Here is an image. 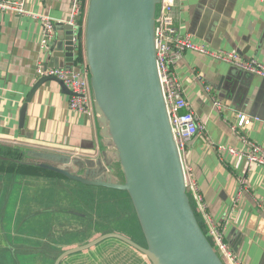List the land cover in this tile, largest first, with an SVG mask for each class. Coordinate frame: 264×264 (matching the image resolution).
Wrapping results in <instances>:
<instances>
[{
	"label": "crops",
	"instance_id": "obj_1",
	"mask_svg": "<svg viewBox=\"0 0 264 264\" xmlns=\"http://www.w3.org/2000/svg\"><path fill=\"white\" fill-rule=\"evenodd\" d=\"M4 1H23L26 14L0 11V144L96 157L100 147L93 119L71 112L70 96L55 82H46L36 91L27 106L22 132L18 126L25 98L40 78L37 68L49 64L50 49L60 37L72 36L73 31L65 29L69 27L72 0H0ZM86 4L84 0V14ZM84 14L78 18L82 35ZM34 16H46L56 25L47 51L40 47L42 24ZM175 24L180 34L195 44L234 51L244 59L264 64L261 0H178ZM83 47L82 37L78 48L84 51ZM174 74L201 126L182 159L204 211L222 229L229 250L240 264H264V167L217 150L218 146L241 149V137L264 147V79L190 51L175 65ZM214 101L225 108L218 111ZM237 112L259 121L244 126ZM2 175L0 172V189L9 184L7 189L11 190L15 178L8 183L2 181ZM3 213L0 205V219ZM200 220L204 226L201 216ZM0 228V251L11 254L14 249L7 235L6 240L2 236L1 222Z\"/></svg>",
	"mask_w": 264,
	"mask_h": 264
},
{
	"label": "water",
	"instance_id": "obj_2",
	"mask_svg": "<svg viewBox=\"0 0 264 264\" xmlns=\"http://www.w3.org/2000/svg\"><path fill=\"white\" fill-rule=\"evenodd\" d=\"M161 0H87L83 48L99 153L93 158L0 144L17 159L0 161L46 170L88 187L119 190L130 199L144 246L110 232L60 253L53 264L115 239L149 264H226L196 217V203L158 71L156 49ZM72 31V27H65ZM72 36L60 37L45 68H71L77 59ZM55 82L40 77L19 112L23 131L26 110L36 91ZM194 208V209H193Z\"/></svg>",
	"mask_w": 264,
	"mask_h": 264
},
{
	"label": "rangeland",
	"instance_id": "obj_3",
	"mask_svg": "<svg viewBox=\"0 0 264 264\" xmlns=\"http://www.w3.org/2000/svg\"><path fill=\"white\" fill-rule=\"evenodd\" d=\"M73 34V32H72ZM21 183L5 186L0 190V205L8 207L0 219L2 236L10 239L13 233L20 245L14 246L11 254L0 251V264H53L62 251L83 245L98 236L115 232L144 246V239L135 219L128 196L121 191L95 188L71 181L70 184L47 173L35 171L20 173ZM69 181V180H68ZM9 196V197H8ZM28 200L33 208L26 212ZM26 201V202H25ZM55 209L53 218L48 220L28 218L31 213L37 217ZM65 211V215L63 212ZM48 217L49 215H44ZM26 225L22 226L24 220ZM1 229V228H0ZM38 235L44 242L33 249L46 253L35 260L28 252L32 243L26 238ZM45 233V235H44ZM45 238V239H44ZM22 240V241H21ZM13 242V241H12ZM27 246L29 248H27ZM27 248V249H26ZM37 249V250H36ZM62 264H149L138 252L115 239H107L97 246L67 258Z\"/></svg>",
	"mask_w": 264,
	"mask_h": 264
},
{
	"label": "built area",
	"instance_id": "obj_4",
	"mask_svg": "<svg viewBox=\"0 0 264 264\" xmlns=\"http://www.w3.org/2000/svg\"><path fill=\"white\" fill-rule=\"evenodd\" d=\"M84 0H72L68 25L72 27V44L75 53L81 61L76 62L71 68H37L39 77H54L61 81L72 93L68 101V109L71 112L81 113L93 119V112L90 101L88 71L85 64L84 51L79 47L82 40V33L78 18L84 14ZM264 2V0H261ZM178 0H161L160 14L158 18L157 49L156 59L160 80L162 83L165 101L168 107L171 124L177 139V144L182 152L185 151L189 141L199 135L201 126L197 123L194 112L189 108L183 90L174 74V67L187 51L199 53L212 59L224 62L243 72L257 75L264 79V64L253 59H244L238 53L232 51L211 50L204 46L190 41L187 35H181L175 24V8ZM23 1L20 2H0V11H13L22 16ZM39 18L42 24V36L40 40L41 49L47 51L50 43L55 37L56 25L46 16H34ZM214 108L218 111L225 108L219 101H214ZM236 117L243 121L244 126H248L253 120L245 113L237 112ZM244 147L236 149L233 147L218 146L217 150L226 152L234 158H244L250 165L264 167V147L255 144L248 139L241 137ZM188 178V189L191 191L196 211L204 220V229L216 250L223 257L226 264H240L235 255L229 250L223 236V231L219 225L213 223L204 211L202 198L196 190L194 182Z\"/></svg>",
	"mask_w": 264,
	"mask_h": 264
},
{
	"label": "flooded vegetation",
	"instance_id": "obj_5",
	"mask_svg": "<svg viewBox=\"0 0 264 264\" xmlns=\"http://www.w3.org/2000/svg\"><path fill=\"white\" fill-rule=\"evenodd\" d=\"M0 154H2V155H7L6 153H4V152H0ZM9 174H3L2 175V181H4V182H8V183H10V181H11V179L9 178H7V176H8ZM65 179V178H64ZM62 179L63 181H65V182H67V183H69L70 184V182L71 181H68L67 179ZM15 182L14 183H11V184H19L20 185V183H21V179H19V178H15V180H14ZM13 182V181H12ZM9 185V184H8ZM7 185V186H8ZM7 186H5L6 188H7ZM4 187V186H3ZM123 193V192H122ZM26 202V201H25ZM31 208H33V203H30V201L28 200V206H27V210H26V212H29L30 210H32ZM8 207H6V209H5V212H8ZM45 211H47L48 213L47 214H45V213H43L42 214V216H40V217H37L34 213H31L29 216H28V218L30 219V218H33V219H35V220H37V219H41V220H48L49 218H53L54 216H56V215H54V214H51V212H55V209H45ZM63 214L65 215V211L63 212ZM44 215H49L48 217H45ZM28 218H26L25 220H24V222L22 223V226H24V225H26V220L28 219ZM7 235V234H6ZM14 234L13 233H11L10 234V239H9V245H11V246H14V247H16L17 249H19L18 251H20V245H18V244H23L24 242L22 241V242H18V239L15 237V236H13ZM38 235H41L40 233H38L37 235H33V234H30L29 235V238H26V240H27V242L28 243H32L33 244V246H31V250L30 251H32L33 249H35V248H37L38 246H40L43 242H44V240H42L41 239V237H38ZM44 235H45V233H44ZM42 236V235H41ZM45 239V238H44ZM13 241V242H12ZM102 243V242H101ZM122 243V242H121ZM137 243V242H136ZM138 244V243H137ZM97 246V245H96ZM27 248H29L28 246H27ZM26 248V249H27ZM132 249V248H131ZM37 250V249H36ZM29 251V252H30ZM37 251H39L40 253H42V255H44V254H46V253H44V252H41L40 250H37ZM29 252H28V254H29ZM63 252V251H62ZM61 252V253H62ZM137 252V251H136ZM60 254V253H59ZM58 254V255H59ZM76 254H78V253H76ZM30 255V254H29ZM47 255V254H46ZM57 255V256H58ZM75 255V254H74ZM74 255H71V256H69V257H72V256H74ZM48 256V255H47ZM56 256V257H57ZM69 257H67V258H69ZM48 258H51V256H48ZM66 258V259H67ZM56 259V258H55ZM55 259H54V261H55ZM66 259H64L60 264H62ZM54 261H53V263H54Z\"/></svg>",
	"mask_w": 264,
	"mask_h": 264
},
{
	"label": "trees",
	"instance_id": "obj_6",
	"mask_svg": "<svg viewBox=\"0 0 264 264\" xmlns=\"http://www.w3.org/2000/svg\"><path fill=\"white\" fill-rule=\"evenodd\" d=\"M80 60L79 57H77L76 59V62L78 63ZM0 152H4L6 153L7 155H2L0 154L1 156L3 157H9V158H14V159H17L19 157V155L17 153H14L10 150H0ZM35 171H38V172H43V173H47L48 175H51L53 177H57V178H60V179H64V177L60 176V175H57V174H54V173H51V172H48L46 170H41V169H38V168H33V167H27V166H19V165H15V164H12V163H8V162H2L0 161V172L2 174H9L7 176V178H19L22 177V175H20V173H24V172H29L31 174H34ZM65 180V179H64ZM126 194V193H125ZM127 195V194H126ZM130 200V199H129ZM131 203V202H130ZM133 208V207H132ZM194 209V208H193ZM135 215V214H134ZM196 217H198V214H196ZM136 219V217H135ZM137 221V220H136ZM138 223V222H137ZM139 226V225H138ZM201 228L203 229V225L201 224ZM140 229V227H139ZM141 231V230H140ZM142 234V233H141ZM30 255H32L31 257H33V259L35 260L38 256H40L42 253L40 252H35V250H32L29 252ZM18 264V262H17Z\"/></svg>",
	"mask_w": 264,
	"mask_h": 264
}]
</instances>
